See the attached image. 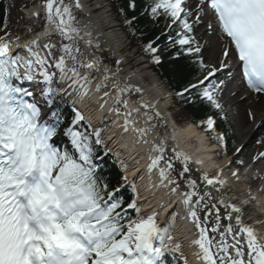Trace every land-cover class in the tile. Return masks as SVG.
Listing matches in <instances>:
<instances>
[{
	"label": "snow or ice",
	"instance_id": "1",
	"mask_svg": "<svg viewBox=\"0 0 264 264\" xmlns=\"http://www.w3.org/2000/svg\"><path fill=\"white\" fill-rule=\"evenodd\" d=\"M73 7L81 8L80 0L74 5L44 0L47 26L16 53L7 38L10 33L0 36V264H180L181 245L171 235L175 208L163 223L158 216L164 204L142 215L137 198L123 195L131 184L128 177L113 183L103 174L109 153L103 129L88 124L81 130L84 114L75 104L70 111L61 106L65 95L82 102L93 73L101 71L95 61L84 59ZM128 9L135 11V0H129ZM209 12L212 21L205 27ZM145 13L154 20L163 16L169 28L180 29L175 37L168 36L163 50L164 34L143 47L154 64L161 63L162 51L168 48L173 49L168 52L173 62H186L176 71L192 78L177 96L199 99L226 120L220 93L236 75L257 98L264 95V0H150ZM136 19L126 14L124 23L132 29ZM197 26L227 41L218 66L203 59L194 35ZM53 34L58 42L51 41ZM115 63L118 71L121 61ZM192 66L198 68L196 73H191ZM109 80L115 91L109 111L123 120V132L135 133L136 144L150 146L146 170L158 177L156 188L179 197L184 218L194 230L189 246L200 264H264V228L258 227L259 221L246 222L247 201L228 192L219 169L193 177L189 156L175 147L169 152L165 139H147L153 117L145 113L146 126H135L132 117L139 109L129 110L124 99L133 90L130 85L119 86L121 81L105 67L95 91L108 87ZM109 96L104 92L102 99ZM205 124L207 131L215 132L213 115L198 126ZM215 138L226 148V134Z\"/></svg>",
	"mask_w": 264,
	"mask_h": 264
},
{
	"label": "bare ground",
	"instance_id": "2",
	"mask_svg": "<svg viewBox=\"0 0 264 264\" xmlns=\"http://www.w3.org/2000/svg\"><path fill=\"white\" fill-rule=\"evenodd\" d=\"M69 0H65V3H68ZM75 3V0H73ZM86 0H80L81 8H75L76 12H81L84 17L80 19L79 17H75L74 26L80 29V39L79 43L82 48L90 54L89 62H96V66L101 69L100 72H95L98 80L103 79V69L105 68L101 61L97 59L98 57L94 54L92 55L93 50H107L114 57L118 58L122 61V57L120 54V49L122 47L123 38L118 33L117 29H115V25L111 18L106 15V11L103 10L98 15H93L92 10L87 8ZM102 3V0H101ZM43 10V7L37 5L32 7V9L28 12L29 14L37 13ZM47 25H45L46 27ZM43 28L42 32L44 31ZM87 41H91V44L87 43ZM12 48L16 49V52L19 51L20 47L27 42L18 43L17 41L11 42ZM98 45V46H97ZM227 41L223 40L221 44H216L213 46L212 51H216V48L226 47ZM211 51V52H212ZM219 55L217 52L214 56L215 64L218 65ZM122 63H120L121 65ZM122 73L114 74V79H118L121 81L119 86H123L125 83L132 87V91L128 95H135L137 99L135 101H131L126 95L124 97L125 100L128 101V109L134 110L137 109L138 106L142 103H147L154 105L152 107V114L147 115L153 117V121L151 120L149 126H154L152 132L147 137V139L151 140H160L165 139L167 141L168 151L171 152L173 147L176 148L177 151L183 152L185 155L190 157L189 165L191 167V174L193 177H198L203 172H215L217 169L220 170V175L227 181L228 184V192L234 196L237 200H246L247 204L244 206L246 222L252 224L255 221L261 222L258 227L264 228V212L260 210V207L263 206V201L256 200L249 193L248 189L245 187H241L239 184L240 178L249 179V183L251 181L250 171L255 170L257 173H261L264 171V158L260 157V154L257 155L256 159L251 163V167L249 170H245L243 175L237 174V176H233V171L229 170V163L225 156L223 155V151L217 147L215 144L208 143L203 133L198 132L193 126H186L182 128H175L172 124V121L165 114V106H166V92L160 86L158 80L155 78L153 74H151L145 67L141 66L136 69L135 72H131L127 69H122ZM112 73V71H110ZM110 81V96L107 98H103L99 92L95 91V84L89 90L88 96L91 98V104L88 108L89 116L91 122H97L98 118L101 115H104V111L107 110L109 104H112V97L115 96V91L112 90V80ZM243 82H238L235 88H228L226 95L224 96V101L228 102L230 106L233 108L235 105H239V115L236 120V130L238 134L244 136V144H247L249 140H251V133L258 132L261 128H264V95H261L257 98L256 94L251 93L246 86H243ZM139 88L140 91L136 92L135 89ZM245 89L247 99H243L238 101L239 95H241V91ZM238 99V100H236ZM165 101V102H163ZM101 104L103 107L101 108ZM91 112V113H90ZM159 113L158 119L161 121V126L166 128L167 125H170V129H167L168 132L165 131L160 134L155 126L154 117L156 113ZM249 113L252 115L250 116ZM147 116L139 110L138 112H134L133 119L137 120L136 127H145L144 121L147 119ZM123 124V120H116V122L112 124V130L109 132L111 134V139L114 138V143L116 147V151L121 153V158L125 161V163H129V159L134 156L137 159L136 163H138V170L143 173L144 177L150 179V185L147 187L146 185H141L139 189L148 188L150 191H160L162 196L158 197L159 194L153 193L152 197L149 199V204L144 208H153L154 205L160 203L165 204L169 199L179 204L178 196H168V189L165 188H156L155 184L157 181L155 172L148 173L146 170V165L148 163V148L149 145L136 144L135 143V133L132 132H123L121 130V125ZM175 131V136L173 137L172 133ZM254 134V133H253ZM243 147V146H242ZM259 150L264 153V139L261 141L258 147ZM218 157H221L218 158ZM131 159V160H133ZM201 161L200 164H197L196 161ZM136 172L132 170L127 171V177L133 179ZM133 177V178H132ZM153 186V188L151 187ZM148 190L146 193L149 195L151 192ZM264 192V187H259L257 189V195L260 196ZM168 198V199H167ZM167 199V201H166ZM149 202V201H148ZM176 204V203H175ZM182 207V206H181ZM164 212L159 215L164 216ZM193 228L192 225L184 219L182 226L180 225L177 234L182 238L183 241V252L187 254L191 260L192 264H200V261L194 255L195 249L189 246V242L193 239ZM177 236V237H179ZM185 243V244H184Z\"/></svg>",
	"mask_w": 264,
	"mask_h": 264
},
{
	"label": "trees",
	"instance_id": "3",
	"mask_svg": "<svg viewBox=\"0 0 264 264\" xmlns=\"http://www.w3.org/2000/svg\"><path fill=\"white\" fill-rule=\"evenodd\" d=\"M109 2L120 28L129 40L130 46L135 48L139 55L146 58L151 69L171 94L174 101L176 119L182 118L183 121L199 124L201 120L209 115H213L214 118H216V128L227 134L229 132V122L227 119L221 120L216 110L212 109L208 104L201 102L199 99L192 100L188 99L187 96L182 99L176 95L192 77L188 72L177 73V67L186 62L183 60H176L173 62L168 55V52H172L173 49L168 48L167 51H162L160 64H154L150 55L143 51L144 45H146L149 40L164 34L160 41V47L163 50L164 46L169 43L168 36L171 35L175 37L176 33L180 31L179 27L173 26L169 28L170 21L166 20L163 16L158 20L151 19L150 16L145 13V9L148 8L150 0H135L136 9L134 12L128 9L129 0H109ZM122 9L124 11H122ZM5 13L6 9L4 2L0 0V36H4L9 28V22L6 18L7 14ZM126 14L128 17L134 15L137 18L132 29H129L124 23ZM197 71L198 68L192 66L191 73H196ZM226 140L229 144L230 138L228 136ZM107 174V178L111 179L113 183L118 180V175L113 170L108 171Z\"/></svg>",
	"mask_w": 264,
	"mask_h": 264
},
{
	"label": "rangeland",
	"instance_id": "4",
	"mask_svg": "<svg viewBox=\"0 0 264 264\" xmlns=\"http://www.w3.org/2000/svg\"><path fill=\"white\" fill-rule=\"evenodd\" d=\"M25 0H18V6L15 8L14 10V14H12V17H15L16 19L13 20L14 24L17 25L18 24V27L20 28L22 25L19 24L18 22L20 21V18H25L23 16L24 12H27L30 8H25L26 10H22L21 8H19L21 5H23V2ZM44 2V1H43ZM86 6L87 8H90V10L94 11L93 12V15H98L100 14L103 10H106L108 11L106 13V15H110V12H109V7H106V0H102V3H101V0H86ZM37 3L42 7V5L44 3H42L40 0H37V1H34L32 2V6L33 5H37ZM69 4H73L72 1H69ZM74 5V4H73ZM32 8V7H31ZM73 11V15L77 18L79 17L80 19H82L84 17V15L81 13V12H76V10L72 9ZM23 12V13H22ZM41 14H42V17H40L39 19H34L32 18V20L29 22H26L25 24H32V27L34 28V31L36 32H40L43 30V28L45 27L46 25V20H45V15L42 13L41 11ZM15 15V16H14ZM20 16V18H19ZM27 17V16H26ZM111 17V15H110ZM112 19V17H111ZM24 20V19H23ZM212 21V19H210V16L207 15L204 17V24H205V27L207 26L208 23H210ZM21 25V26H20ZM116 28L115 29H118L117 25L115 24ZM37 29V30H36ZM16 30V29H15ZM118 33L120 34V36L123 38V43H122V47L120 49V56L122 57V61H121V65H119V70L117 71V65L115 63L116 60H119L118 58L114 57L111 53H109L108 51H104V55H106V57H104L102 60L106 61V62H111L113 63V65H110V70L114 73L116 72H119V73H122L123 70L122 69H126L127 67H129V69L131 70V72H135L136 69L138 67H145L148 71L149 69L147 68V65H145V63H143V60L139 57H137L135 55V52L133 51V49H129V46L127 45V42L126 40L124 39V35L122 34V31H120L118 29ZM36 35V34H34ZM34 35H31L30 38H32ZM195 37L197 38V42L198 44L201 46V48L203 49V52H204V56L205 58L207 59L206 61H208V63L210 65H216L214 62V56H215V53L217 52V54L219 55L220 57V53L223 49V47H219L218 49L216 48V51H212V48L213 46H216L217 44V38L218 36L215 35V34H212V33H208V34H204V30L202 28H200L199 26L196 27V30H195V33H194ZM29 39V38H28ZM57 41L58 42V37L56 36L55 39H52V41ZM80 47V46H79ZM81 48V47H80ZM82 52H84L85 50L83 48H81ZM87 51V50H86ZM85 51V52H86ZM212 51V52H211ZM88 52V51H87ZM102 58V57H101ZM86 59V62L89 61L88 58H84ZM109 64V63H108ZM217 66V65H216ZM150 72V71H149ZM152 74V73H151ZM156 78V77H155ZM158 79V78H157ZM160 86L162 87L163 86V83L158 81ZM106 83H109V81H106ZM229 84V82L227 83V85ZM227 87V86H226ZM165 89V88H164ZM226 92V88L223 92H221V95L223 97V95L225 94ZM137 97V96H136ZM248 98V97H247ZM246 98V95L244 93H242L241 95H239L238 101L240 100H245L247 99ZM169 99V98H168ZM168 101V100H167ZM165 102V101H163ZM222 104L226 105L224 108L226 109V111L228 112L227 115H228V118L230 120V124H231V134H232V144H233V149L230 151V157L227 156V160L231 162H235L236 160H241L244 165L248 166L251 162H253V160L256 158V156L259 154V149H258V146H259V143H260V140H261V136L259 133H261V130L260 129L258 132H253L251 133V140H249L247 142V144H244V136L241 135V134H238L237 130H236V123H237V116L239 115V105H235V107H231L230 108V104L228 102L226 103H223L222 101ZM167 106H169L168 108V113L170 116L173 115L172 112H175L174 110V106L171 105V102L170 100L167 102ZM171 106V107H170ZM175 118V117H174ZM176 119V118H175ZM175 121V120H174ZM157 122L160 123V121L158 120ZM176 122L178 123V125L182 128L184 127L187 122H184L182 120V118H179V119H176ZM160 129L162 131V128H161V125H160ZM165 130V129H164ZM199 131V130H198ZM201 132V131H199ZM203 133V132H201ZM217 137V135L213 136V135H206L205 138L207 139L208 143L210 144H213V143H216L217 146L220 145L219 141L215 138ZM216 141V142H215ZM218 142V143H217ZM243 146V147H242ZM241 149L240 152H237L236 150L237 149ZM223 149V153H225V150L224 148ZM225 156V155H224ZM221 159V157H218ZM230 171L232 169H229ZM236 172H242L240 170H236ZM256 173L253 171L251 172V176H254ZM263 174H264V171L262 172V174L260 175L259 177V180L257 181V183H255V186L257 188V186H259V184L261 183V181L263 180ZM240 185L241 187H245L246 189H248L249 193H252V187H249V184L246 183V179L245 178H240ZM252 189V190H251ZM253 195V194H252Z\"/></svg>",
	"mask_w": 264,
	"mask_h": 264
}]
</instances>
